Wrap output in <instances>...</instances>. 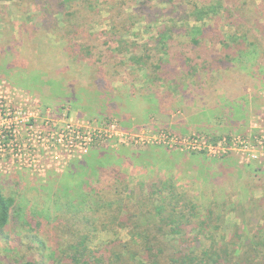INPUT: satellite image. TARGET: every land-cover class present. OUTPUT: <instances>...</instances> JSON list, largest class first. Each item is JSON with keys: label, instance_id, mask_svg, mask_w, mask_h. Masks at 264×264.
<instances>
[{"label": "rangeland", "instance_id": "374dc122", "mask_svg": "<svg viewBox=\"0 0 264 264\" xmlns=\"http://www.w3.org/2000/svg\"><path fill=\"white\" fill-rule=\"evenodd\" d=\"M60 2L0 0V190L14 200L0 264H67L69 197L87 202L120 179L132 188L154 177L187 192L202 217L214 212L220 248L261 263L264 149L254 136L264 128V0H71L69 27ZM191 3L222 6L205 20L207 50L238 33L225 50L233 61L207 63L166 91L153 69L165 24H176L161 51L169 64L182 57L191 68V56L206 54L184 34ZM129 229L99 230L90 245L126 241Z\"/></svg>", "mask_w": 264, "mask_h": 264}, {"label": "trees", "instance_id": "16d2710c", "mask_svg": "<svg viewBox=\"0 0 264 264\" xmlns=\"http://www.w3.org/2000/svg\"><path fill=\"white\" fill-rule=\"evenodd\" d=\"M70 1L61 0L55 9L56 15L63 17L64 27L71 25L67 18L72 13L69 9L66 10L67 6L64 4ZM203 4L199 7L191 3L184 8L187 20L183 30L189 45L193 49L201 45L206 51L204 59L200 61L191 56V68L184 64L185 59L182 57L179 65L169 64L168 54L161 52L169 48L172 27L176 24L173 22L165 24L157 32L155 47L160 53L158 55L162 56L156 60L158 63L153 69L156 73L158 71L157 76L166 91L170 90L176 79L183 80L195 75L194 72L205 69L207 63L219 70L226 66H223L225 62L233 61L230 60L233 57L225 53V50L231 49L230 45L233 41L236 43L238 33H224L215 44L220 50L215 49L213 53L207 50L210 45L209 40L212 38L207 37L209 26L205 20L219 14L222 6L220 7L219 3L214 7L209 3ZM191 19L193 24L189 25L188 21ZM40 23L43 25L42 20ZM120 26L123 29L125 22H120ZM235 30H239L237 25ZM118 32L120 33L121 30ZM247 34L243 32V37L247 38ZM236 48L243 51L238 45ZM221 50L223 51L220 52ZM167 71L171 73V77L168 76ZM234 95L236 96L235 93ZM114 98L118 103L116 96ZM230 106L235 107V102ZM121 181L122 179L118 180V184L110 186L109 191L91 193L87 202L86 194L85 196L80 194L79 202L75 197H69L75 204L69 200L66 202V206L68 205L66 212H73L72 225L66 230L70 237L67 264H244L240 262L239 257H232L236 250L230 254L226 242H224L226 249L220 248L219 241L212 235V229L216 226H211L212 222L216 221L213 218L214 212L208 209L206 215L202 217L191 196L177 188L171 179L154 177L145 185L135 184L132 188H129L125 182L122 185ZM13 203V198L5 196L0 190V230L9 221ZM84 204L88 209L86 211L82 208ZM116 228H132L129 229L130 238L126 241L110 240L95 248L90 245L97 231L108 229L115 231ZM262 239L261 243L264 246V231ZM261 258L263 260L261 263L256 261L253 263L254 258L248 264H264V255ZM21 264L36 263L27 259Z\"/></svg>", "mask_w": 264, "mask_h": 264}, {"label": "built area", "instance_id": "2783aa9c", "mask_svg": "<svg viewBox=\"0 0 264 264\" xmlns=\"http://www.w3.org/2000/svg\"><path fill=\"white\" fill-rule=\"evenodd\" d=\"M254 140H255V143H256L255 145H257V147H256L257 150L259 152L262 151L264 149V128L262 129L261 125L257 126V128H255Z\"/></svg>", "mask_w": 264, "mask_h": 264}]
</instances>
